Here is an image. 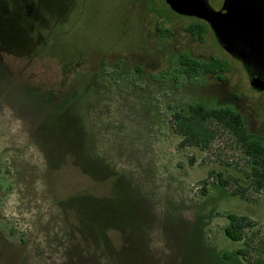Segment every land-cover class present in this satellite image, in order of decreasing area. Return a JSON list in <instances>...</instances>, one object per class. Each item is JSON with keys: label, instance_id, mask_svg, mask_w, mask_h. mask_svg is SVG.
I'll use <instances>...</instances> for the list:
<instances>
[{"label": "rangeland", "instance_id": "rangeland-1", "mask_svg": "<svg viewBox=\"0 0 264 264\" xmlns=\"http://www.w3.org/2000/svg\"><path fill=\"white\" fill-rule=\"evenodd\" d=\"M189 58L210 74L179 75ZM196 104L264 141V90L206 21L166 0H0V264H248L225 227L264 234V191L220 185L251 182L228 131L180 147Z\"/></svg>", "mask_w": 264, "mask_h": 264}, {"label": "trees", "instance_id": "trees-1", "mask_svg": "<svg viewBox=\"0 0 264 264\" xmlns=\"http://www.w3.org/2000/svg\"><path fill=\"white\" fill-rule=\"evenodd\" d=\"M196 61L194 58L181 60L184 68L179 71V75L184 73L189 78H196L203 74ZM179 75L175 77L176 80ZM215 125L236 138L251 165V171L247 173L251 182L247 187L239 184L238 179L225 178L221 173H216L218 181L223 188H231L232 195L251 200L249 192L264 191V141L262 137L254 136L250 132L243 116L231 108L208 107L203 104L191 105L189 114L174 115V131L183 137L181 148L197 147L202 151H210L220 132L215 129ZM228 221L225 227L227 238L234 242H244L243 248L237 254L248 264H264V234L260 229L255 230L256 221L234 213L228 214ZM224 256L227 258L228 253Z\"/></svg>", "mask_w": 264, "mask_h": 264}, {"label": "water", "instance_id": "water-1", "mask_svg": "<svg viewBox=\"0 0 264 264\" xmlns=\"http://www.w3.org/2000/svg\"><path fill=\"white\" fill-rule=\"evenodd\" d=\"M177 14L206 21L219 43L248 73L250 84L264 90V0H225L221 11L208 0H166Z\"/></svg>", "mask_w": 264, "mask_h": 264}, {"label": "flooded vegetation", "instance_id": "flooded-vegetation-1", "mask_svg": "<svg viewBox=\"0 0 264 264\" xmlns=\"http://www.w3.org/2000/svg\"><path fill=\"white\" fill-rule=\"evenodd\" d=\"M224 1L225 0H223V4H222V8H223V5H224ZM222 8L219 10V11H221L222 10ZM211 28V27H210ZM213 31V30H212ZM214 33V32H213ZM215 35V34H214ZM216 37V36H215ZM217 38V37H216ZM219 42V41H218ZM220 44V43H219ZM220 46L225 50V48L220 44ZM226 51V50H225ZM227 52V51H226ZM228 53V52H227ZM229 54V53H228ZM230 55V54H229ZM231 56V55H230ZM234 58V57H233ZM243 65V64H242ZM203 74H207V73H203ZM224 81V80H223ZM255 89V88H254ZM256 90V89H255ZM257 91H259V90H257ZM228 91H226V93H227ZM229 94H230V96H229V98L227 99L228 101H231L232 103H235L236 101H238L239 99L235 96V95H233L232 93H230V92H228ZM221 95H223V94H221Z\"/></svg>", "mask_w": 264, "mask_h": 264}]
</instances>
